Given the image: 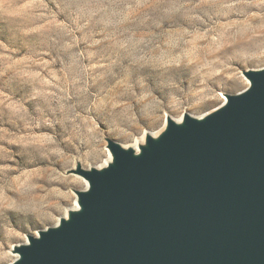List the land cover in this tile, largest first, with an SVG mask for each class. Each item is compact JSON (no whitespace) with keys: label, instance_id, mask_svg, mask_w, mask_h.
Segmentation results:
<instances>
[{"label":"rangeland","instance_id":"1","mask_svg":"<svg viewBox=\"0 0 264 264\" xmlns=\"http://www.w3.org/2000/svg\"><path fill=\"white\" fill-rule=\"evenodd\" d=\"M263 67L264 0H0V264L73 208L108 137L202 116Z\"/></svg>","mask_w":264,"mask_h":264},{"label":"water","instance_id":"2","mask_svg":"<svg viewBox=\"0 0 264 264\" xmlns=\"http://www.w3.org/2000/svg\"><path fill=\"white\" fill-rule=\"evenodd\" d=\"M202 116L167 115L138 146L73 173L77 207L9 264H264V67Z\"/></svg>","mask_w":264,"mask_h":264},{"label":"bare ground","instance_id":"3","mask_svg":"<svg viewBox=\"0 0 264 264\" xmlns=\"http://www.w3.org/2000/svg\"><path fill=\"white\" fill-rule=\"evenodd\" d=\"M232 1V0H231ZM223 5V4H222ZM228 26V25H227ZM225 33V32H224ZM225 35V34H224ZM186 38V37H185ZM214 39V38H213ZM211 40V39H210ZM193 41V40H192ZM213 41V40H212ZM173 45V44H172ZM193 48V47H192ZM191 52V51H190ZM188 54V53H187ZM172 58V57H171ZM226 100V98H225ZM140 139H138L134 145L138 146V143L140 142L139 141ZM77 181V180H76ZM75 184H78L79 185V182H76ZM86 187H87V182H86ZM29 197V196H28ZM29 199V198H28ZM32 200V199H31ZM73 207H77V202H75L74 206Z\"/></svg>","mask_w":264,"mask_h":264}]
</instances>
